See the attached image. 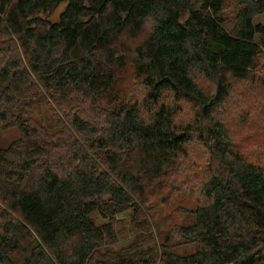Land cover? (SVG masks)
<instances>
[{
  "label": "trees",
  "instance_id": "16d2710c",
  "mask_svg": "<svg viewBox=\"0 0 264 264\" xmlns=\"http://www.w3.org/2000/svg\"><path fill=\"white\" fill-rule=\"evenodd\" d=\"M232 2L229 16L231 0H0V124L18 132L0 148V264H264V166L217 112L234 81L256 82L264 0ZM191 143L208 170H188ZM126 213L145 234L104 250Z\"/></svg>",
  "mask_w": 264,
  "mask_h": 264
},
{
  "label": "rangeland",
  "instance_id": "374dc122",
  "mask_svg": "<svg viewBox=\"0 0 264 264\" xmlns=\"http://www.w3.org/2000/svg\"><path fill=\"white\" fill-rule=\"evenodd\" d=\"M63 5L64 3L50 16L52 20L57 19ZM233 5L231 0V4L228 5L226 12L229 16L231 13L233 14ZM258 22L264 25V14L254 18V23ZM121 71L119 73L122 85L126 89L127 94L134 99H140L142 97V89L138 84V80L133 75V70L131 69V77L126 76L125 72L121 73ZM254 79H256V82H253L251 79L234 81V90L225 100L223 106L218 108L220 113L218 110L217 112L220 114L223 124L229 130L232 141L245 153L249 160L259 162L264 166V85L261 84L264 81V44H261L260 47L258 66ZM182 105L183 109L180 119L187 122L190 119L189 103L184 102ZM34 114L38 120L46 124L50 129H54L51 126L53 119L44 103H38L35 106ZM17 135L18 132L15 127L3 128L0 124V148H7L17 138ZM189 145L190 155L185 160L188 170L190 172L196 170L200 173L203 170H208L205 149L199 144L191 143ZM198 172L195 175L199 174ZM181 182L185 181L182 180ZM198 183L191 179L190 183L183 184L181 191L173 194L174 199L171 202V206L167 209L169 211L167 212V217H170L174 223H180L185 220L183 218V211L194 204L193 198L197 196L196 186L198 187ZM122 217H124L122 223L119 222L117 224L118 229L122 228V225L124 226L118 241L110 243L106 248H103L104 250L121 251L129 244L141 240V237L145 234V230L132 227L130 214L126 213ZM94 219L96 224H101L103 221L97 217ZM152 230L154 235L150 236L154 239L155 249L160 250L162 240L160 241L158 238L155 228ZM178 249L190 251L192 247L188 245L178 247Z\"/></svg>",
  "mask_w": 264,
  "mask_h": 264
}]
</instances>
